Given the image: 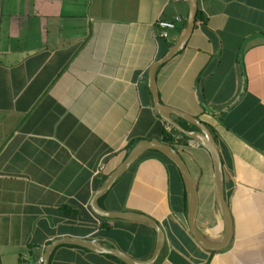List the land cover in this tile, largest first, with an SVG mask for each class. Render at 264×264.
<instances>
[{
	"label": "crops",
	"instance_id": "1",
	"mask_svg": "<svg viewBox=\"0 0 264 264\" xmlns=\"http://www.w3.org/2000/svg\"><path fill=\"white\" fill-rule=\"evenodd\" d=\"M198 10L206 20L159 67L157 84L163 103L217 136L229 244L209 250L195 240L182 177L151 150L99 204L159 222L165 242L153 264H264V0H198ZM188 12L187 0H0V264H43L46 246L66 236L152 256L156 233L146 223L106 221L90 202L138 141H162L169 129L148 72L183 35ZM178 16L160 37L158 20ZM187 144L180 147L198 190L196 223L218 242L225 224L212 160ZM49 264L119 263L62 245Z\"/></svg>",
	"mask_w": 264,
	"mask_h": 264
},
{
	"label": "water",
	"instance_id": "2",
	"mask_svg": "<svg viewBox=\"0 0 264 264\" xmlns=\"http://www.w3.org/2000/svg\"><path fill=\"white\" fill-rule=\"evenodd\" d=\"M187 1L189 12L186 29L183 35L169 48V50L150 66L148 72V84L153 96L154 109L161 119L170 127L184 133L193 144L203 147L210 154L214 173L215 200L225 224V232L222 239L218 242L210 240L197 226L196 219L199 209L198 190L194 177L177 148L158 138L145 139L138 141L126 158L106 177L104 182L94 193L90 206L98 216L103 218L144 222L150 225L156 233V244L152 256L148 259H138L123 251L114 243L109 247L101 243L99 239L66 236L57 238L46 246L43 256V264H49L54 251L62 245H75L98 254H110L119 258L126 264H153L158 259L165 242V234L158 221L147 214L134 211L109 210L99 204V199L107 194L118 179L122 177V175H124L146 151L149 150L159 151L178 168L186 191L188 225L195 240L201 246L209 250H220L229 244L232 237V218L224 194V168L218 141L210 128L198 117L163 103L157 84V71L159 67L170 61L177 53L186 47L194 31L198 13V0ZM176 117L192 124L195 126V129L190 130L183 127L176 120Z\"/></svg>",
	"mask_w": 264,
	"mask_h": 264
},
{
	"label": "trees",
	"instance_id": "3",
	"mask_svg": "<svg viewBox=\"0 0 264 264\" xmlns=\"http://www.w3.org/2000/svg\"><path fill=\"white\" fill-rule=\"evenodd\" d=\"M200 19L202 21H205L206 20L205 17L203 16L202 12L200 10H198L196 21L197 20H200ZM172 44H173L172 42H169V43H167L165 45V47H164V49H163V51L161 53V56H163L168 51V49L172 46ZM204 111H205V109L203 107L202 108V112H204ZM196 117H198V116H196ZM176 120L183 127L187 128V129H190V130L195 129V126H193L192 124L188 123L187 121H185V120H183V119H181L179 117H176ZM211 131H212L213 134H215L213 130H211ZM214 136L217 139L216 134ZM189 140L190 139L184 133L179 132L178 130H176V129L172 128V127L170 129H168V128L165 129L164 135H163V138H162V141L163 142L169 143V144H172L173 146H175V148H177V150L179 151V153H180L181 156H182V154H181V152H182L181 151V147L182 146L181 145H184V147H188V144L187 143H188ZM151 152L154 153V154H157V155L161 156L162 158H164L165 160L169 161L174 166V168L177 170V172H178V174H179V176L181 178V175H180V172H179L178 168L165 155H163L162 153H160L159 151H156V150H151ZM182 158L184 159L183 156H182ZM184 161H185V159H184ZM105 178H106V176H103V178L101 179L100 183H102V181ZM102 199H101V202H102ZM103 219L106 220V221L111 220V219H107V218H103ZM115 220H119V219H115ZM147 226H149V228H151L154 231V233H155V230L150 225L147 224ZM100 227L102 229L103 228L107 229L108 228V224L107 223H101L100 224ZM131 239L132 238H131L130 233L126 234V240H128V242H130ZM63 246L79 247V246H75V245H63ZM80 248H82V247H80ZM83 249H85L86 251L92 252V251H90V250H88L86 248H83ZM93 253H95V252H93ZM96 254H98V253H96ZM100 255H105L107 258H109V259H111V260H113V261H115V262H117L119 264H126L122 260H120L119 258H117V257H115L113 255H110V254H100Z\"/></svg>",
	"mask_w": 264,
	"mask_h": 264
},
{
	"label": "built area",
	"instance_id": "4",
	"mask_svg": "<svg viewBox=\"0 0 264 264\" xmlns=\"http://www.w3.org/2000/svg\"><path fill=\"white\" fill-rule=\"evenodd\" d=\"M180 21H182V18L180 16L176 17L175 20L159 19L157 22V25L160 28L159 36L162 38H168L169 30L176 28L177 23H179ZM168 127L169 129L171 128L169 125ZM41 262L43 263V258L41 259Z\"/></svg>",
	"mask_w": 264,
	"mask_h": 264
}]
</instances>
